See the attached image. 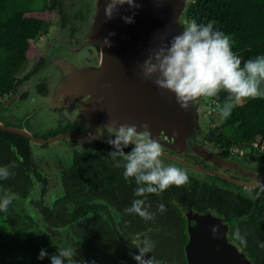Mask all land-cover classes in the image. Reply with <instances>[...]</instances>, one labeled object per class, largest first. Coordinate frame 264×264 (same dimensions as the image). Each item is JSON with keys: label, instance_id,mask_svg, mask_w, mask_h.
<instances>
[{"label": "trees", "instance_id": "1", "mask_svg": "<svg viewBox=\"0 0 264 264\" xmlns=\"http://www.w3.org/2000/svg\"><path fill=\"white\" fill-rule=\"evenodd\" d=\"M25 3L0 0V97L15 92L46 63L41 58L20 77L28 62L30 39L45 33L50 25L49 20L26 16ZM62 4L63 0H41L44 10H57ZM185 16L198 24L214 21V29L230 37L241 67L248 59L264 55V0H196L186 7ZM36 90L44 95L46 83H38ZM21 96L26 97L27 92ZM227 96L221 91L209 99L218 101L221 109ZM66 128L61 132L71 131L70 126ZM206 140L222 149L252 143L264 146V98H250L234 107L217 131L206 134ZM95 144L94 150L73 151L70 163L60 171V193L47 204L48 179L39 171L30 140L0 129V167H8L11 173L8 179H0V200L11 197L7 211H0V264H51L58 248L73 250L77 264H138L130 253L139 254L135 245L145 238L154 244L146 259L152 257L156 264H188L184 251L187 209L199 214L214 211L227 225V240L252 264H264V186L253 190L252 199L186 172V184L147 195L144 206L155 215L146 222L125 211L134 199H143L134 195L135 179L126 180L124 168H117L108 156L114 150L112 145L99 140ZM37 182L42 183L36 202L42 222L27 205ZM161 203L166 206L163 213L158 211ZM42 249L48 255L38 259Z\"/></svg>", "mask_w": 264, "mask_h": 264}, {"label": "water", "instance_id": "2", "mask_svg": "<svg viewBox=\"0 0 264 264\" xmlns=\"http://www.w3.org/2000/svg\"><path fill=\"white\" fill-rule=\"evenodd\" d=\"M109 2L110 0H103L100 3L95 16V29L93 28L90 34L92 40H97L102 52L99 64L88 72L66 66L67 79L60 84V93L46 101L50 100L56 104L79 102V111L84 118L118 127L114 121L100 116L99 109L114 119L134 122L132 124L147 122L154 125L152 129L155 134L160 128H164L166 134L163 138L168 137L172 143L178 142L183 148L188 144L193 148L188 138L192 126L190 108L183 109L175 94L160 89L153 82L154 78L144 79L139 67V64L147 59L150 49L158 48L162 43L170 42L173 36L182 33L179 14L184 7V0H135L138 7L128 4L119 6L111 19L105 14ZM124 17H131L132 22H126ZM105 39L109 43H104ZM72 58L70 56L74 61ZM61 60L63 59H49L47 64L29 79V83L50 67H62L59 65ZM77 72L84 74L77 76ZM0 129L21 134L30 142L39 145H51L67 138L95 141L115 139L113 135H92L73 131L41 138L31 133L24 125H6L1 121ZM199 151L206 152L202 148ZM163 155L240 185H264L232 178L223 171L206 168L199 162L193 164L166 151H163ZM232 166L240 168L241 164ZM185 215L188 241L184 251L188 264H250L244 254L227 240V225L214 211L199 214L187 209Z\"/></svg>", "mask_w": 264, "mask_h": 264}, {"label": "clouds", "instance_id": "3", "mask_svg": "<svg viewBox=\"0 0 264 264\" xmlns=\"http://www.w3.org/2000/svg\"><path fill=\"white\" fill-rule=\"evenodd\" d=\"M128 4L138 7L135 0H110L105 8L108 19L118 10L119 6ZM126 22H132L131 17H124ZM214 21L198 24L195 20L183 27V31L172 37L170 42L162 43L158 48L150 49L147 59L139 64L144 79L153 82L163 90L175 94L180 106L188 110L201 98L217 96L221 91L228 96L220 109L221 118L231 115L232 109L243 104L248 99L264 98V55L248 59L243 63L232 50L230 37L219 29H214ZM104 43H109L105 39ZM109 133L115 139H109L108 144L114 150L108 156L116 161V167H123L126 180L134 178L136 189L134 195L143 199H134L125 211L136 214L144 221L154 219V213L145 208L148 194L160 195L175 185L182 186L188 182V174L178 167L165 165L161 160L163 149L158 139L151 136V125L121 124L118 128L109 125ZM138 128L142 130L138 131ZM114 129V131H112ZM134 144L130 152L124 149ZM8 167H0V179L10 176ZM11 197L0 200V211H7ZM158 211L163 213L166 206L161 203ZM215 232L216 229H213ZM239 238V233L237 232ZM139 254L130 253L138 264H156L154 259H146L154 244L145 238L142 244H136ZM48 253L42 249L38 259H44ZM51 264H77L74 252L68 248H58L51 256Z\"/></svg>", "mask_w": 264, "mask_h": 264}, {"label": "rangeland", "instance_id": "4", "mask_svg": "<svg viewBox=\"0 0 264 264\" xmlns=\"http://www.w3.org/2000/svg\"><path fill=\"white\" fill-rule=\"evenodd\" d=\"M25 3V15L35 16L42 18L44 20H49L50 25L47 31L43 34L37 35L34 39H30V45L27 51L28 62L24 70L20 73V76H25L28 71H30L36 64V61L45 56L46 64L49 59H63L60 61L59 65L62 67H50L47 71H44L39 75V82L51 79V87H55L54 93L56 96L60 93L59 86L62 82L67 79V72L65 67L69 66L74 70L80 68L81 71H91L94 70L102 57V52L99 49L97 40H92L90 34L95 29V16L98 11V7L103 0H63V6L58 10H44L41 5V0H19ZM30 1V2H29ZM191 3L190 0H184V7L179 14V26L183 31V27L190 23L185 16L186 7ZM72 30H75V35L73 38L77 41V37L83 33L86 43L93 45L92 51L88 54L86 51V57L83 56L77 64L73 55L69 51H64L65 42L68 39L69 34ZM84 39L80 40L78 47L82 45ZM71 42V41H70ZM77 46L74 48L77 50ZM74 50V51H75ZM64 51V52H60ZM72 56L74 61L70 59ZM85 57V58H84ZM60 58V59H59ZM69 63V64H68ZM85 67V68H84ZM78 71V70H77ZM84 73L77 72V76H83ZM48 75V79L46 77ZM38 76V75H37ZM76 76V77H77ZM83 78V77H80ZM37 81V82H38ZM28 83V88L31 89L35 87V80L29 84V79L24 81ZM14 93V92H13ZM8 99L10 97H7ZM52 98V97H51ZM47 98V99H51ZM55 98V97H53ZM52 98V99H53ZM46 105L52 104L50 100H44ZM56 104V103H53ZM57 104H69L74 106L75 110L68 112L67 115H61L63 109L57 105L52 106L53 112L56 114V118L51 121L54 123L51 125V129L47 131V124L45 121H41L40 124L30 125L26 127L31 133L37 134L38 136L46 135L48 132H61L65 131L71 126L69 130L77 133L92 134V135H114L110 134L109 125L106 123H99L97 121H91L84 118L79 111V102L74 103H57ZM191 112V132L188 138L193 146L190 148L188 144L187 147L183 148L178 142H171L168 137H158L151 125L150 131L151 136L154 139H158L162 146L163 151L177 155L183 159H187L184 156L188 155L197 160L201 164H204L207 168L223 171L224 173L232 176L238 180L243 181H264V172L261 168H264V154L259 151L253 145H241L235 146L233 148L222 149L214 146L212 143L206 140V134L210 131H217L223 121L220 115V107L212 105V100L209 98H201L196 104L190 107ZM59 113V114H58ZM30 124V122H28ZM142 125V124H140ZM115 126V125H112ZM118 128V126H115ZM142 128H138V131ZM114 131V129H112ZM104 142H107L104 140ZM33 146H47L39 145L31 142ZM53 149L50 150L46 147L43 152L45 154L44 158L39 161L38 167L39 171L45 175L48 179L47 192L44 195V201L50 204L53 199L60 193V181H59V165L69 164L72 159V153L75 149L81 150H94L96 149V144L94 140L82 139V138H67L63 140H58L53 142ZM39 148V147H38ZM200 148L204 149L206 152H200ZM199 149V150H198ZM48 150V151H47ZM54 153V154H53ZM38 156L39 153H36ZM246 159V162L242 160ZM161 160L165 165H172L180 168L181 170L195 175L196 177L205 180L207 182H215L219 186L232 189L236 192H241L247 196H253V187L240 185L235 182L226 180H220L218 176L212 175L206 172H202L195 168H190L184 164H181L175 160L168 157L161 156ZM241 164L240 168H234L232 165ZM60 172V171H59ZM42 188V183L37 182L36 188L27 200L28 209L37 217L39 221L42 222L41 216L39 214L36 202L39 198L40 191ZM116 221L119 220L117 213L112 211Z\"/></svg>", "mask_w": 264, "mask_h": 264}, {"label": "crops", "instance_id": "5", "mask_svg": "<svg viewBox=\"0 0 264 264\" xmlns=\"http://www.w3.org/2000/svg\"><path fill=\"white\" fill-rule=\"evenodd\" d=\"M37 77L35 78V80L38 79ZM24 92H27L28 98L25 101H22L20 96ZM7 97H10V98L8 99ZM44 100L46 99H43L42 95L32 94L31 89L28 88V84L23 82L14 93L5 94L2 97H0V121L15 123L13 121L15 120L18 121V119H22L21 117L26 116L28 117L27 122H30L28 126L40 124L41 121H45L47 124L46 125L47 131H49L48 129H51L50 126L54 124L51 121L54 118H49L47 112L45 110H42L41 105L45 103V102H42ZM35 103H38L37 107L35 106ZM29 112H31L30 115H27L29 114ZM46 147L50 150V152H52L51 150L53 149L52 148L53 144L47 145L44 147L43 146H33V144H31L33 157L38 166L40 165H39V162H37V159L39 161L41 158H44L45 154L43 150ZM36 153H39V155L37 156ZM58 173H59V170H58Z\"/></svg>", "mask_w": 264, "mask_h": 264}, {"label": "flooded vegetation", "instance_id": "6", "mask_svg": "<svg viewBox=\"0 0 264 264\" xmlns=\"http://www.w3.org/2000/svg\"><path fill=\"white\" fill-rule=\"evenodd\" d=\"M62 6H63V4H62ZM61 9V8H60ZM58 10V9H57ZM75 30H72L71 31V33L69 34V36H68V39H67V41L65 42V46L67 47V48H64V51H69L72 55H73V57H74V59H75V61H76V63L77 64H80L81 65V62H79L81 59H83V56L85 55V57H86V52L89 54L90 53V51H92V49H93V45H91V44H87L86 43V40H85V38L86 37H84V35H83V33H81L76 39H77V41L76 40H74L75 38H73V36L75 35ZM81 39H84V41H83V43H82V45H80L79 47H78V44L80 43V40ZM71 41V42H70ZM78 47L77 48V50H75L74 48L75 47ZM75 50V51H74ZM64 51H60V52H64ZM86 51V52H85ZM84 57V58H85ZM41 58H44L45 59V62H46V57L45 56H43V57H40L37 61H36V64H35V66L38 64V62L40 61V59ZM100 62V61H99ZM46 65V63L44 64V66ZM34 66V67H35ZM43 66V67H44ZM33 67V68H34ZM43 67H41V68H39V70L40 69H42ZM32 68V69H33ZM85 68V67H84ZM31 69V70H32ZM30 70V71H31ZM39 70H38V72H39ZM29 72V71H28ZM38 72H36L35 74H37ZM34 74V75H35ZM46 77H47V79H48V75H46ZM38 79H39V76L37 77ZM38 79L37 80H35V87H33V88H31V92H32V94H38V95H42L43 96V99H47V98H53V97H55L56 96V94L54 93V91H55V87L53 86V87H51V85H52V81L54 80V77L52 78V81L50 82V80L51 79H48V80H44L43 82L44 83H46V85H47V92L43 95V94H40V93H38L37 92V90H36V85L38 84V83H40L39 81H38ZM38 81V82H37ZM21 97V99H22V101H25L27 98H28V96H26V97H24V98H22V96H20ZM51 98V99H52ZM42 102H44V101H42ZM40 104V103H39ZM37 105H38V103H35V106L37 107ZM55 105H57V106H59V107H62V109H63V111H62V113H60L61 115H67V114H69L68 112H71V111H74L75 110V108H74V106H71V105H69V104H50V105H46V103H43V105H41V107H42V110H45L46 112H47V114H48V116H49V118H56V113L55 112H53V108H52V106H55ZM40 106V105H39ZM30 113L31 112H29V114H27V115H30ZM59 114V113H58ZM22 119H18V121L17 120H15V121H13V122H15V123H11V122H9V123H11L13 126H16V125H18V124H21V126L22 125H24L25 127H28V122H27V119H28V117H26V116H23V117H21ZM4 123V122H3ZM5 123H7V122H5ZM71 127V126H70ZM71 128H73V127H71ZM36 136H38L37 134H35ZM114 136V135H113ZM38 137H40V136H38ZM50 137V136H49ZM95 141V140H94ZM97 141V140H96ZM100 141V140H99ZM186 148H188V147H186ZM189 149V148H188ZM172 154V153H171ZM164 156V155H163ZM165 157H167V156H165ZM185 158H187V159H185V160H187V161H189V162H191V163H193V164H195V163H198L199 162V160H197V159H195V158H193V157H191V156H188V155H186V156H184ZM169 158V157H168ZM170 159H172V158H170ZM172 160H174V159H172ZM175 161H177V160H175ZM243 162H246L247 160L246 159H243L242 160ZM177 162H179V161H177ZM179 163H181V162H179ZM200 163V162H199ZM181 164H183V163H181ZM201 164V163H200ZM65 164H61V165H59V171H61V168L64 166ZM185 165V164H184ZM202 166H204V167H206L204 164H201ZM189 167V166H188ZM190 168H192V167H190ZM207 168V167H206ZM261 170L264 172V168H261ZM60 173V172H59ZM232 177V176H231ZM232 178H234V177H232ZM224 179V178H223ZM236 179V178H235ZM226 180V179H225ZM251 182V181H250ZM253 182H256V183H264V181H253ZM260 186H264V185H258V186H251V187H253V190L255 189V188H257V187H260ZM250 198H254V195L253 196H249ZM184 248H185V246H184ZM237 250H238V248H237ZM239 251V250H238ZM245 256V255H244ZM246 257V256H245ZM248 259V258H247ZM249 260V259H248ZM187 261V260H186ZM250 261V260H249ZM250 264H252L251 263V261H250Z\"/></svg>", "mask_w": 264, "mask_h": 264}, {"label": "bare ground", "instance_id": "7", "mask_svg": "<svg viewBox=\"0 0 264 264\" xmlns=\"http://www.w3.org/2000/svg\"><path fill=\"white\" fill-rule=\"evenodd\" d=\"M84 115H85V112L83 111ZM99 115L104 117V118H109L111 121H114L115 123H117L119 126L121 124H132L134 122H129V121H124V120H119V119H114L112 118L111 116H109L107 113H105L101 108L99 109ZM86 116V115H85ZM156 134L158 135V137H161L164 136L166 134V131L164 128H160ZM173 137V135H171ZM168 157V156H167ZM170 158V157H169ZM173 159V158H172ZM180 162V161H179ZM182 163V162H181Z\"/></svg>", "mask_w": 264, "mask_h": 264}, {"label": "built area", "instance_id": "8", "mask_svg": "<svg viewBox=\"0 0 264 264\" xmlns=\"http://www.w3.org/2000/svg\"><path fill=\"white\" fill-rule=\"evenodd\" d=\"M190 1H191V2H194V1H196V0H190ZM212 105H216V106L220 107L219 102L216 101V100H212ZM252 145H253L255 148H257L259 151L263 152V154H264V146H263V145H258L257 143H252ZM232 148H233V147H232Z\"/></svg>", "mask_w": 264, "mask_h": 264}]
</instances>
